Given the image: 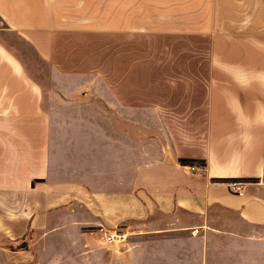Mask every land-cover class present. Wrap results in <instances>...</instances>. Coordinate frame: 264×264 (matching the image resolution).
Segmentation results:
<instances>
[{"label": "crops", "instance_id": "obj_1", "mask_svg": "<svg viewBox=\"0 0 264 264\" xmlns=\"http://www.w3.org/2000/svg\"><path fill=\"white\" fill-rule=\"evenodd\" d=\"M214 3L215 47L219 34L239 29L226 28L230 1ZM2 5L6 25L23 32L53 60L57 20L45 1L0 0ZM251 6L252 55L210 57L202 72L194 65L165 73L158 67L142 72L129 66L131 61L122 67L110 64L106 90L82 91L85 100L75 95L78 99H60L57 105L20 66L0 74V209L35 205V191L42 187L45 197L38 205L52 208L84 199L89 186L105 194L92 201L91 209L98 208L110 224L136 220L153 228L151 218L178 213L192 220L181 225L205 232L207 239L260 240L264 21L258 18H264V0H251ZM154 60L160 65V59ZM181 158L205 159L206 165L192 169ZM58 173L57 180L33 185L36 178L48 180ZM236 178L246 181L243 194L229 186ZM132 191L141 194L133 197ZM210 246L207 242L201 256Z\"/></svg>", "mask_w": 264, "mask_h": 264}, {"label": "rangeland", "instance_id": "obj_2", "mask_svg": "<svg viewBox=\"0 0 264 264\" xmlns=\"http://www.w3.org/2000/svg\"><path fill=\"white\" fill-rule=\"evenodd\" d=\"M44 1L57 20L53 60L46 59L23 32L10 29L0 15V74L17 71L16 66H20L55 105L60 99H78L75 95L85 100L82 91L106 90V75L114 64L122 67L131 61L129 66L140 67L142 72L158 67L165 73L194 65L196 72H202L210 57L252 55L255 24L251 0L244 4L229 0L226 28L239 32L219 34L215 47L214 0ZM243 7L247 11H241ZM145 57L148 61L144 62ZM154 58L161 60L160 65ZM59 175L52 174L48 180L36 178L33 185L57 180ZM134 180L139 183V175ZM44 193L43 187L35 191L33 206L22 202L19 208L0 209V264H264L263 234L257 241H228L213 235L207 239L205 232L181 225L191 223V219L178 213L151 218L153 228L136 220L110 224L98 208L91 209L92 201L105 194L92 192L89 186L84 188V199L48 209L38 205ZM28 220L33 229L31 249L7 248L23 236ZM113 233L120 237L111 244L108 236ZM207 242L211 246L201 256Z\"/></svg>", "mask_w": 264, "mask_h": 264}, {"label": "trees", "instance_id": "obj_3", "mask_svg": "<svg viewBox=\"0 0 264 264\" xmlns=\"http://www.w3.org/2000/svg\"><path fill=\"white\" fill-rule=\"evenodd\" d=\"M181 163H184L186 165H201V166H205L206 165V160L205 159H195V158H181L180 159ZM250 181H256V178H250ZM32 226H31V221L28 224V230L26 231V233L21 237L18 238L16 240H12L11 244H9L7 246V248H10L11 250H21V249H31L30 248V241L32 240ZM14 241L15 242H19L18 245H14ZM1 242V239H0Z\"/></svg>", "mask_w": 264, "mask_h": 264}, {"label": "built area", "instance_id": "obj_4", "mask_svg": "<svg viewBox=\"0 0 264 264\" xmlns=\"http://www.w3.org/2000/svg\"><path fill=\"white\" fill-rule=\"evenodd\" d=\"M192 169H196L195 165H192ZM245 184H246V181L243 179H239V178L231 179L229 181V186L231 187V189L239 194H243V188ZM119 237L120 235H118L117 233L110 234L108 236V242L111 244H114L117 241V238Z\"/></svg>", "mask_w": 264, "mask_h": 264}]
</instances>
